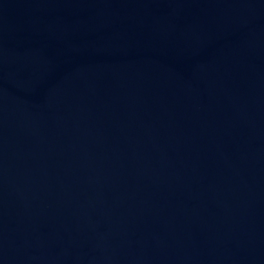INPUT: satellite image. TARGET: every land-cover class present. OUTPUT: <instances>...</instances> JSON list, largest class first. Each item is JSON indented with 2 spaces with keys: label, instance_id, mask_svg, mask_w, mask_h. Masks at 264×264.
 Wrapping results in <instances>:
<instances>
[{
  "label": "water",
  "instance_id": "95a60500",
  "mask_svg": "<svg viewBox=\"0 0 264 264\" xmlns=\"http://www.w3.org/2000/svg\"><path fill=\"white\" fill-rule=\"evenodd\" d=\"M0 264H264V0H0Z\"/></svg>",
  "mask_w": 264,
  "mask_h": 264
}]
</instances>
